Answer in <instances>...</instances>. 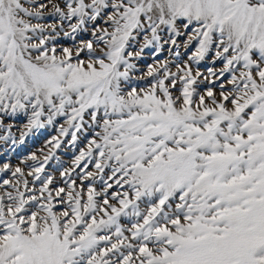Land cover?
<instances>
[{"label":"snow or ice","instance_id":"obj_1","mask_svg":"<svg viewBox=\"0 0 264 264\" xmlns=\"http://www.w3.org/2000/svg\"><path fill=\"white\" fill-rule=\"evenodd\" d=\"M49 126L0 166V264H264V0H0V141Z\"/></svg>","mask_w":264,"mask_h":264},{"label":"rangeland","instance_id":"obj_2","mask_svg":"<svg viewBox=\"0 0 264 264\" xmlns=\"http://www.w3.org/2000/svg\"><path fill=\"white\" fill-rule=\"evenodd\" d=\"M35 22V21H33ZM44 22H49V21H44ZM189 32L191 31V29L188 30ZM88 35L81 33L80 35L77 36V41H79L80 39H87ZM186 36H181L179 38V43H180V52L181 55L179 57L178 60L175 61V63H183L184 61H186L188 59L189 54L194 50L195 48V42L189 46L188 48H184L183 46V41L186 39ZM57 45H71L72 44V39L68 38V37H64L62 34L58 37H56V41ZM152 48H148L145 50L142 58L137 62L138 66L140 67L141 71L135 73L136 76L141 75L144 71H146V65L147 64H151L153 63V57H152ZM175 51V50H173ZM157 61H163L165 59H169L170 61H172V57L170 56V52H169V48L168 46H165L163 48V51L160 55H158L155 58ZM211 61V55L208 56V58L204 61H201V63L199 64V70L201 72H205L208 67H216L219 68L221 65L220 63H217L215 65H212L210 63ZM175 63L170 62V69L172 71H176L175 68ZM194 71H195V66H194ZM134 83H136L138 86L143 87L144 83L140 82V81H134ZM205 86L201 85V91H203V88ZM27 117L24 114H18L15 117H10L7 118L3 121L4 124H9L12 123L15 125V127L12 129L14 135L16 136V138H19V129L22 127V125L26 122ZM63 121H57V123H62ZM3 134V130L0 129V135ZM56 131L55 128L53 127H45L41 130H39V132L30 134L26 139L25 142L20 144H16L15 146L11 145V140L7 141V142H3L0 141V166H2L4 163H9L11 164L13 167L20 165V161L22 159H24L29 153L33 152L34 150H36L37 148L41 147L44 143V141L46 139H48L51 135H55ZM84 144L83 139L81 140L80 144L78 145V147H82ZM78 151V148H77ZM57 155L60 157V159L62 161L65 162L64 166L67 167L70 165V162L73 158V150L71 148H68L67 145H65L64 148H62L61 150H59L57 152ZM23 166V165H21ZM27 171V169H26ZM49 171H54V169L50 168ZM55 175H59L58 171H55ZM10 177V173H0V179H8ZM97 187L99 188L100 185L98 184Z\"/></svg>","mask_w":264,"mask_h":264}]
</instances>
